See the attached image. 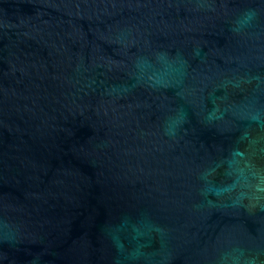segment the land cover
<instances>
[{"label":"water","instance_id":"95a60500","mask_svg":"<svg viewBox=\"0 0 264 264\" xmlns=\"http://www.w3.org/2000/svg\"><path fill=\"white\" fill-rule=\"evenodd\" d=\"M0 264H264V0H0Z\"/></svg>","mask_w":264,"mask_h":264}]
</instances>
